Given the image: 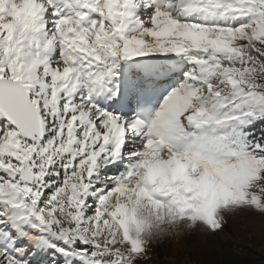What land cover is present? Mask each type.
Instances as JSON below:
<instances>
[{"label": "snow or ice", "instance_id": "6c2138e0", "mask_svg": "<svg viewBox=\"0 0 264 264\" xmlns=\"http://www.w3.org/2000/svg\"><path fill=\"white\" fill-rule=\"evenodd\" d=\"M264 225V0H0V264H145Z\"/></svg>", "mask_w": 264, "mask_h": 264}, {"label": "rangeland", "instance_id": "374dc122", "mask_svg": "<svg viewBox=\"0 0 264 264\" xmlns=\"http://www.w3.org/2000/svg\"><path fill=\"white\" fill-rule=\"evenodd\" d=\"M145 264H264L260 217H237L215 236L194 233L155 247Z\"/></svg>", "mask_w": 264, "mask_h": 264}]
</instances>
